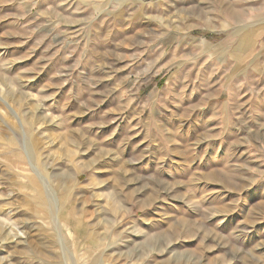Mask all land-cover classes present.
Wrapping results in <instances>:
<instances>
[{
    "label": "rangeland",
    "instance_id": "1",
    "mask_svg": "<svg viewBox=\"0 0 264 264\" xmlns=\"http://www.w3.org/2000/svg\"><path fill=\"white\" fill-rule=\"evenodd\" d=\"M212 4L0 0V264H264V38Z\"/></svg>",
    "mask_w": 264,
    "mask_h": 264
},
{
    "label": "crops",
    "instance_id": "2",
    "mask_svg": "<svg viewBox=\"0 0 264 264\" xmlns=\"http://www.w3.org/2000/svg\"><path fill=\"white\" fill-rule=\"evenodd\" d=\"M197 1V0H196ZM213 2V9H220L227 22L234 25L236 42L255 37L264 38V0H202ZM245 33V36L242 34ZM254 34L257 36L253 37ZM258 47V46H245Z\"/></svg>",
    "mask_w": 264,
    "mask_h": 264
},
{
    "label": "bare ground",
    "instance_id": "3",
    "mask_svg": "<svg viewBox=\"0 0 264 264\" xmlns=\"http://www.w3.org/2000/svg\"><path fill=\"white\" fill-rule=\"evenodd\" d=\"M216 175H217V174H216ZM227 176H229V175L222 174V175H221V177H220V179H222V178H223V179H224V181H226V180H227V178H226ZM223 179H222V180H223Z\"/></svg>",
    "mask_w": 264,
    "mask_h": 264
}]
</instances>
